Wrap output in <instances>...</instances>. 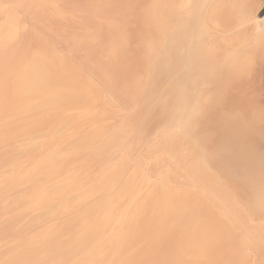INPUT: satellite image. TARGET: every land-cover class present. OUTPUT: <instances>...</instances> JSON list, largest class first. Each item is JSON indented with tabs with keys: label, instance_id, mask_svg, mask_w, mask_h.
Instances as JSON below:
<instances>
[{
	"label": "bare ground",
	"instance_id": "bare-ground-1",
	"mask_svg": "<svg viewBox=\"0 0 264 264\" xmlns=\"http://www.w3.org/2000/svg\"><path fill=\"white\" fill-rule=\"evenodd\" d=\"M20 1L32 14L27 21L29 46L24 49L28 55L10 73V86L18 96L25 91L34 95L14 109L0 99V167L9 161L1 160L6 149L19 152L42 134L48 143L57 132L64 134L58 149L43 152L39 161L2 189L0 209L20 195L22 202L35 203L14 220V227L60 220L71 213L64 207L79 195L96 187L108 189L123 174L124 160L116 152L110 154L108 158L113 155L117 162L93 182L80 177L87 162H95L93 171L99 170L105 153L121 145L125 131L143 136L167 124L169 129L161 130L167 146L160 165L171 171L167 175L165 169L158 183L143 192L148 207L126 214L121 232L119 224L107 226L108 216L99 220L89 214L80 223L75 217L62 223L54 234L72 244L63 258L50 264H134L136 256L126 247L139 242L145 252L137 258L158 264L160 241L153 229L162 220L166 196L177 193L169 185L180 181L189 187L185 197L194 204L190 224L204 241L202 247H217L194 264H264V2ZM20 19L7 13L0 27L9 30L0 39V48L20 37ZM47 35L58 42L70 37L73 45L58 50ZM103 95L117 101L135 98L121 118V124L130 128L125 130L120 123L87 132L76 128L83 118H100L92 110ZM76 168L80 172L74 174ZM131 170L122 190L132 185ZM214 183L231 190L242 212L226 210L229 219H223ZM83 185L86 189L81 191ZM132 187L134 199L141 192ZM158 204L161 211L155 210ZM102 231L109 233L110 243L79 256ZM173 243L172 248L177 245L176 240Z\"/></svg>",
	"mask_w": 264,
	"mask_h": 264
},
{
	"label": "rangeland",
	"instance_id": "rangeland-1",
	"mask_svg": "<svg viewBox=\"0 0 264 264\" xmlns=\"http://www.w3.org/2000/svg\"><path fill=\"white\" fill-rule=\"evenodd\" d=\"M263 2L264 0H262V3ZM27 9L28 7L25 1L0 0V24L2 22L6 23L7 13L16 14L17 16L20 15L21 17L19 28L20 37L0 48V99L5 100V102L8 101L10 109H14L20 103L28 104L33 97L32 95H34L32 91H25L22 96H18V93H14V90L10 86V73H12L17 65L28 55L24 49L26 50V46H29V38L28 34H26L29 31L27 21L32 14ZM8 30L9 29L5 27H0V39L7 35ZM47 37L50 43L55 45L58 50H66L69 46L73 45V40L70 37L63 38L61 39L62 41L59 42L50 35H47ZM22 43L23 45H21ZM105 96L106 95H103L100 98L99 103L92 110L93 115H98L100 118H98L97 121H95L96 119L94 118H92V120L87 117V119L83 118L76 123V128L87 132L90 131L92 127H101L102 124L108 129L114 128L118 123L121 124V118L125 116L126 110L129 111V106L132 105V101H134L135 98H122L117 101L114 98L109 99V97ZM106 100H108L109 103H107ZM111 100L117 102L112 103ZM73 112H75L74 109L70 110L71 115L75 114ZM166 125L167 124L161 125L160 128H151L149 130L150 132L143 136L138 132H134L132 135V131L127 130L130 127L122 125V128L127 130L125 131L127 135L123 136L121 139V145L105 153L106 158H104L105 156L103 157L104 163H101L99 170L93 171L95 162H87V166H85L84 169L85 171L80 177L82 180H91V182H93L105 168H109L113 162H117V160L115 161L114 159L115 152L118 154L117 157L124 160V171H121L123 174L116 179H119L118 181H112L108 189H105L104 186L101 188H93L91 184H88V186L93 189L87 194L79 195L77 200L71 205L65 206L64 208H68V211L71 213L64 217L60 216V220L59 218H55L48 220L50 221L49 223H46L48 221H44L39 224L27 226L24 229L14 227V220L19 219L26 212H30L28 210L35 204L33 201L28 203L22 202L20 199L21 195L0 209V264H50L54 260L63 258L65 253L69 251V243L72 244V241H68V239L66 240L62 235L57 236L54 233L62 223L73 217L78 220L76 222L80 223L81 217L89 216V214H93L99 220L104 216H108L110 220L107 226L114 228V226L119 224V229L118 227L116 229H118L117 232H121L122 228L120 225L126 214L133 211L138 214L148 207H146V203H144L145 199L143 200V192L150 186L158 183V176L159 174L161 175L165 169H167L165 172L167 175L171 171L168 169L170 167L164 168V166H161L162 158L165 155L164 148L167 146L161 139V130H164V128L169 129L170 126L166 127ZM63 134L57 132L56 135H53L54 137L51 138V142L49 143L44 137L45 135L42 134L35 137V139L31 140L27 145L21 146L19 152H14L13 148L6 149V151H4L7 152L4 156L5 158L2 157L1 160L8 159L9 161L5 162L2 164V167H0V197L2 196V189L8 186L7 181L9 182V179L11 180L14 176H19L26 172L34 161L40 160V156H42V153L46 150L58 149L62 145V137L60 136ZM44 142H46V144ZM257 143V140L253 142L254 145H257ZM110 154L114 156L111 155L110 157H113L108 158ZM11 161L12 163H10ZM168 161L173 162V159H169L168 157ZM131 166H134V170H131ZM78 169L79 168L73 169V173H79L80 171H77ZM129 170L132 171L130 174V176L133 177L131 180L132 185L141 192L136 195L134 199L130 194V190H133L130 183L128 188L124 190L120 188L122 182L126 181L125 176L129 174ZM169 186V189L177 190V193L173 196L169 194L166 196L167 199L163 206L165 212L161 216L162 220L159 221L153 229L155 238L160 241L156 246L158 252H160L157 262L158 264H194L200 255L211 256L216 251L217 247L203 248L202 245L205 244L204 241L197 238L198 233L194 232L190 224V218L194 215V204L193 201H189V199L185 197L189 187L183 184V181L171 183ZM214 186L213 189L215 194L217 193L216 195H218V193H220L221 195V208L218 207V211L224 220L229 219L228 215L226 216V210L230 212V209L233 211V209L236 208L237 210L239 209V212H242V204H235L237 200L234 199L235 196H232L231 190H225V188L217 186L216 183H214ZM80 188H82V190L80 189L81 191L86 189L84 185ZM19 194L20 192L17 191L16 195ZM65 195H63L62 198H64ZM156 209H160L159 211L162 210L159 204L155 207V210ZM93 221H96L95 218ZM141 221L143 220L141 219ZM28 222L31 223V220L24 223ZM43 228L45 230H43ZM110 239L111 236L107 231L96 234L87 242L88 244L85 245L83 251H80L79 256H82V252L83 255L86 256L87 252L90 253L94 247H98V245L103 244V247H105L110 243ZM175 240L177 245L172 248L171 244H174L173 241ZM140 245L141 243L139 242L138 245L136 244L135 247H133L134 249L131 248L130 245L126 247L130 254L136 256V262L134 264H144L143 259L137 258L145 252V249ZM225 260L226 258H223L222 262H225Z\"/></svg>",
	"mask_w": 264,
	"mask_h": 264
}]
</instances>
